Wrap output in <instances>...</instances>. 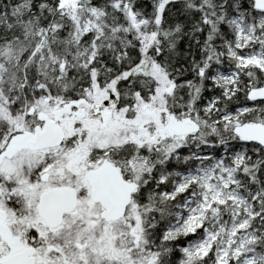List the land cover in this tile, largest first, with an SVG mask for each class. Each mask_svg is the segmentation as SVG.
<instances>
[{"label":"snow or ice","instance_id":"6c2138e0","mask_svg":"<svg viewBox=\"0 0 264 264\" xmlns=\"http://www.w3.org/2000/svg\"><path fill=\"white\" fill-rule=\"evenodd\" d=\"M0 264H264V0H0Z\"/></svg>","mask_w":264,"mask_h":264}]
</instances>
